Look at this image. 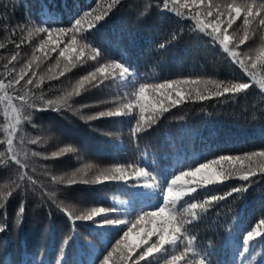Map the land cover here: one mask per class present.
<instances>
[{
	"label": "trees",
	"instance_id": "trees-1",
	"mask_svg": "<svg viewBox=\"0 0 264 264\" xmlns=\"http://www.w3.org/2000/svg\"><path fill=\"white\" fill-rule=\"evenodd\" d=\"M213 2L223 6L232 0ZM237 2L243 3L245 0ZM103 3L104 0H0V44L4 45L0 48V79L7 83V79L11 78L3 66L8 64L13 54L20 53L18 61L9 65V68L15 66L14 76L32 58L41 41L47 39L44 33L29 37L27 28L32 27L33 23L40 26L49 10L55 16L52 27H69L84 12L98 8ZM141 12L145 14L141 15ZM194 23L189 18L158 10L155 0H121L99 22L92 39L104 49L100 63L124 59L135 69L142 82L162 83L166 79L197 77L251 82L226 58V54L211 45L208 37L194 31ZM242 23L243 17L233 25V29H229L231 33L240 26L233 37L235 42L243 35ZM173 34L177 37L175 41L169 47L160 49L159 43L166 42ZM250 35V40L237 51L248 52L255 58L264 47V39L261 38L264 37V27L257 25L254 34ZM53 39L61 41L57 51L48 57L35 51V55L40 56L43 62L39 68L33 65L31 71L37 73L35 77H31L29 71V76L25 78L31 77L35 82L44 75L39 89L32 85H29V89L43 92L46 99H54L64 91L71 90L97 66L95 61L89 59L82 66L78 64L72 68L65 76L48 80L45 74H58L63 69L66 61L59 57V51L67 46L70 36L60 37L54 33ZM17 44H20L19 48ZM85 53L87 55L88 50ZM71 55L74 58L76 53ZM58 57L60 68L49 71L50 66H55ZM118 71L115 70L117 74ZM258 74L264 76V72L259 70ZM24 83L21 81L15 90L8 89V94H22L25 91L21 87ZM251 83L253 86L246 94L205 101L187 100L171 108L152 128L141 133L138 140H134L129 131L131 125L121 123L122 119L127 118L113 117L86 122L70 112L28 109L31 119L22 123V132H18L17 137L23 135L25 138V148L35 168V172L29 171V174L39 178L47 191L55 192L56 196L54 200L49 199L41 189L33 190L25 186L4 201L6 211L0 209V227L5 228L0 231V264H89L95 250L110 249L122 235L113 233L106 237L104 233L109 229L94 227L91 222L77 221L73 226L57 208V202L71 205L78 211L93 207L112 208L125 202L123 206L130 213L129 219H134L145 205L144 197L133 194L140 192L139 188L124 191L115 182L103 185L77 183L65 188L53 185L49 179L51 175L67 179L77 169L89 164L94 168L88 176L94 174L96 167L111 168L118 164L125 165L126 171L132 172L133 169L127 168L131 163L155 168L170 179L172 170L181 166L186 169L188 165L204 163L221 155H242L264 150V92L258 85ZM86 87L88 90L83 91L81 96L73 97L74 107L79 108L82 104L90 106L84 110L85 114L115 109L117 105L112 101L116 100L118 93L123 97V90L108 82L100 87ZM130 90L135 91V88ZM0 95L3 93L0 92ZM147 95L146 104L160 98L153 92ZM134 98L131 96L122 102ZM6 106V100L0 101V141L6 140V129L14 122L10 109L5 115ZM37 136L41 137L40 143H27ZM65 146H74L77 152L67 153L59 159L51 157L52 152ZM6 149V143H0V151L6 152ZM33 151L42 155L31 156ZM45 156L49 158L45 159ZM221 163L226 166V162ZM45 171L49 177L43 176ZM18 173V166L11 162L7 166L0 165V187L10 185L17 179ZM80 175L77 174L76 178L79 179ZM141 182L142 178L138 185ZM128 183L137 184V180L133 176ZM240 185H247V182L230 179L222 185L209 186L200 192L201 201L209 193L223 194ZM247 186L246 193L234 194L215 203L204 214L202 221L191 226L192 234L197 236L201 248L213 252L214 264H241L236 254L244 247L243 235L254 228L260 218H264V176L254 177ZM22 202L25 212L22 223L17 225L16 216ZM111 218L125 217L113 215ZM143 226L151 227V224ZM244 264H264V243L258 242L250 249L244 257Z\"/></svg>",
	"mask_w": 264,
	"mask_h": 264
},
{
	"label": "snow or ice",
	"instance_id": "snow-or-ice-1",
	"mask_svg": "<svg viewBox=\"0 0 264 264\" xmlns=\"http://www.w3.org/2000/svg\"><path fill=\"white\" fill-rule=\"evenodd\" d=\"M120 3L121 0H104L98 8L86 11L76 18L69 27H52L55 16L49 10L40 22V26L33 23L32 27L27 28L29 37L41 33L47 35V39L42 40L38 49L35 50L43 53L45 57L59 48L61 41L53 39L54 33H58L60 37L70 36L67 46L59 51V57H63L66 63L58 74H45L48 80L65 76L72 68L78 64L82 66L89 59L97 63L95 70L84 75L71 90L64 91L54 99H46L43 92L37 93L29 89V85L39 89L45 79L44 75L35 82L31 78L37 75L35 71H31L33 65L39 68L40 63L43 62L40 56L35 55V51L32 58L14 76L12 73L16 72L15 66L9 68V65L13 61H18L19 52L13 54L8 64L3 66L11 78L7 79V83L4 79H0V92L3 93L0 95V101H7L5 115L7 116L10 109L14 122L6 129V140L0 141L7 145L6 152L0 151V165L7 166L11 162L18 166L19 173L17 179L13 180L10 185L0 187V209L6 211L4 201L9 199L16 190H22L25 186L33 190L41 189L49 199L54 200L56 196L55 192L47 191L39 178L29 174V171L35 172V168L30 163L29 152L25 148V138L23 135L17 137V133L22 132V123L31 119V112H28V109L70 112L86 122L113 117L127 118L122 119L121 123L131 125L129 131L133 139L138 140L141 133L152 128L171 108L187 100L205 101L211 98L238 96L246 94L252 88L251 82L200 77L166 79L162 83L142 82L137 77L135 69L124 59L100 63L104 56V49L93 41L94 30L99 22L103 21ZM155 6L160 11H169L178 17L193 20L195 22L194 31L208 37L213 47L219 48L222 53L226 54V58L264 92V76L257 78L258 70L264 72V47L259 50L255 58L248 52L237 51L241 45H245L250 40V34H254L257 25L264 27V2L245 0L243 3H238L237 0H232L222 6L214 3L213 0H155ZM182 9L187 12L185 13ZM143 14L145 12H141V15ZM241 17H243V35L238 42H235L233 37L240 26H237V29L231 33L229 29H233V25ZM176 38V34H173L166 42L159 43V48L169 47ZM261 38L264 39V37ZM49 45L54 46L49 48ZM3 47L4 45L0 44V48ZM16 47L19 48L20 44ZM85 50H88L87 55ZM71 53H76L74 58ZM59 57L55 66H50L49 71H53V68H60ZM117 69L118 74L115 72ZM29 71H31V77L25 80L29 76ZM21 81H25L21 86L25 91L19 95H9L8 89L15 90ZM106 82L123 90V97L121 98L118 93L116 100L112 101L117 105L115 109L85 114L84 110L90 107L88 104H82L79 108L73 106V97H79L83 91H87L86 86L95 88ZM132 88H135V91H131ZM149 92L157 93L160 98L146 104L145 100ZM131 96L135 97L134 101L122 102L123 99ZM108 102L104 101V103ZM40 141L41 137L37 136L28 140L27 143L36 145ZM76 152L77 149L74 146H65L52 152L51 157L59 159L67 153ZM41 155L37 151L31 153L34 157ZM221 162H226V166ZM93 168L91 164L85 165L73 172L67 179L64 176L55 175L49 177L47 171L43 173V176L49 177L53 185L65 188H70L77 183L103 185L115 182L122 190L127 191L129 188H139L137 185L140 178L145 181L153 180L155 183L145 182L143 189L147 191L133 193L145 198L144 207L134 219L128 218L130 213L123 206L125 202H120V206L112 208L93 207L90 210L79 211L71 205L56 203L57 208L67 216L73 226L77 221L91 222L94 227L109 229L107 233H104L106 237L113 233H122L110 249L95 250L89 264H141V262L143 264H214L213 252L201 248L197 242V236L192 234L191 226L202 221L204 214L215 203L233 197L234 194L246 193L247 185L253 182L254 177L264 176V150L246 152L242 155H221L204 163L188 165L186 169L181 166L172 170L170 179L168 175L155 168L149 169L146 166L131 163L127 165V168L133 169L132 172L126 171L125 165L118 164L111 168L96 167L94 174L88 176ZM77 174H81L79 179L76 178ZM133 176L137 184L129 185L128 180ZM230 179L247 182V185L232 187L223 194L209 193L201 201L200 192L202 190L208 189L209 186L222 185ZM7 189L10 191H6ZM24 212L25 207L22 202L16 216L17 225L22 223ZM113 215L125 218L113 219L111 218ZM145 224H151V227H144ZM4 230L5 228L0 227V231ZM153 237L156 239L153 240ZM258 242L264 243V218H260L256 226L243 235L244 247L236 254L241 259V264H244V257ZM67 243L66 239L65 244ZM252 259L255 260L256 257L253 256Z\"/></svg>",
	"mask_w": 264,
	"mask_h": 264
},
{
	"label": "rangeland",
	"instance_id": "rangeland-1",
	"mask_svg": "<svg viewBox=\"0 0 264 264\" xmlns=\"http://www.w3.org/2000/svg\"><path fill=\"white\" fill-rule=\"evenodd\" d=\"M261 76H260V74H257V78H260ZM252 82V81H251ZM254 83V82H253ZM147 97H148V95H147ZM131 101H134L135 100V98L134 99H130ZM148 100L146 99L145 100V103L147 102ZM127 102H129V100H127L125 103H127ZM187 179H191V178H187ZM145 180L142 178V182L138 185V187H139V190L140 191H147V189H143V185H144V183L145 182H147V183H150L151 184V182L148 180V181H145ZM138 190V189H137Z\"/></svg>",
	"mask_w": 264,
	"mask_h": 264
}]
</instances>
